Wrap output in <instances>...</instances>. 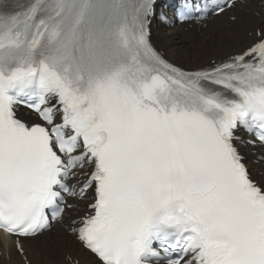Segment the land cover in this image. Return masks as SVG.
<instances>
[{"label":"snow or ice","instance_id":"6c2138e0","mask_svg":"<svg viewBox=\"0 0 264 264\" xmlns=\"http://www.w3.org/2000/svg\"><path fill=\"white\" fill-rule=\"evenodd\" d=\"M247 3L194 7L235 21ZM155 5L0 0V233L19 264L90 191L66 227L93 264H264V182L237 146H264V27L187 71L150 43Z\"/></svg>","mask_w":264,"mask_h":264},{"label":"bare ground","instance_id":"6f19581e","mask_svg":"<svg viewBox=\"0 0 264 264\" xmlns=\"http://www.w3.org/2000/svg\"><path fill=\"white\" fill-rule=\"evenodd\" d=\"M233 11L237 17L235 21L229 20L225 14L215 16L213 19H219L223 24L214 27L209 22L206 27L201 28L199 33L196 32V25H191L193 22H187L175 28L158 25L153 30V37L166 49L172 58L180 59L185 63H199L201 56L205 58L207 55L208 58L216 56L212 55L210 51V38L214 37L215 52L217 54L218 51L220 54L222 52L239 50L243 44L249 42L250 37L246 36L247 30H254L255 27H264V14L261 12L256 0H248L247 6ZM184 35H186L185 39H183ZM207 38L209 39L208 43ZM250 164L255 168V171H264V167L261 166L260 161H251ZM255 177L260 182H264V176L257 177L255 175ZM72 202L77 203V205L68 210L65 216V220L67 221L76 218V214L79 215L78 211L84 208L82 207L83 200H72ZM63 233L68 234V236H64ZM46 234L49 235V238L46 237ZM46 234L25 241L26 247L33 255L34 264H63L65 259L63 257L64 253L56 255L44 249L52 241H57L61 244L62 252L66 248L72 254L81 257L89 264H93L92 259L81 249L74 237L59 224L55 226L54 232L51 230ZM11 245H13V241L5 240L4 235L0 233V264H19L18 257L13 255L9 258L8 256V248Z\"/></svg>","mask_w":264,"mask_h":264},{"label":"rangeland","instance_id":"374dc122","mask_svg":"<svg viewBox=\"0 0 264 264\" xmlns=\"http://www.w3.org/2000/svg\"><path fill=\"white\" fill-rule=\"evenodd\" d=\"M196 32H198V31H196ZM200 32V31H199ZM198 32V33H199ZM185 36V35H184ZM184 39V38H183ZM208 38H207V43H208ZM214 41V40H213ZM209 44H210V40H209ZM211 46V45H210ZM212 47H213V49H211L210 48V51L212 52V51H215V44H213L212 45ZM206 48H207V46H206ZM203 55V54H202ZM202 58H204V59H202ZM207 59H208V55H207V57L205 58V57H203V56H201L200 58H199V60H201L199 63H189L190 65L188 66V67H192V66H197V65H200V64H202L203 62H205V61H207ZM192 64V65H191ZM195 64H197V65H195ZM64 234V236H68V234H66V233H63ZM77 246H78V243H77ZM45 250H47V251H49V252H51V253H53V254H56V255H61L63 252H62V246H61V244L59 243V242H57V241H52V242H50L49 244H48V246L47 247H45L44 248Z\"/></svg>","mask_w":264,"mask_h":264}]
</instances>
